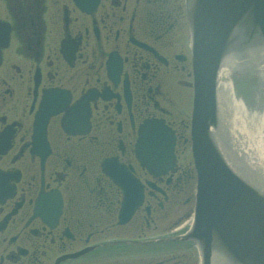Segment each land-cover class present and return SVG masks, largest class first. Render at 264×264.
<instances>
[{
	"label": "flooded vegetation",
	"instance_id": "flooded-vegetation-1",
	"mask_svg": "<svg viewBox=\"0 0 264 264\" xmlns=\"http://www.w3.org/2000/svg\"><path fill=\"white\" fill-rule=\"evenodd\" d=\"M192 94L183 0H0V264H199L174 238L194 205ZM148 119L176 136L156 176L134 155ZM120 186L143 195L130 217Z\"/></svg>",
	"mask_w": 264,
	"mask_h": 264
},
{
	"label": "water",
	"instance_id": "water-1",
	"mask_svg": "<svg viewBox=\"0 0 264 264\" xmlns=\"http://www.w3.org/2000/svg\"><path fill=\"white\" fill-rule=\"evenodd\" d=\"M193 56L191 151L196 170L193 224L201 264H264V187L227 156L218 71L264 56V0H185ZM173 130L162 119L139 125L140 164L153 175L174 166ZM264 169V168H263ZM129 206L131 202L128 200Z\"/></svg>",
	"mask_w": 264,
	"mask_h": 264
},
{
	"label": "bare ground",
	"instance_id": "bare-ground-1",
	"mask_svg": "<svg viewBox=\"0 0 264 264\" xmlns=\"http://www.w3.org/2000/svg\"><path fill=\"white\" fill-rule=\"evenodd\" d=\"M262 78L264 75L261 74ZM262 81L264 82L263 79ZM219 94L222 104L221 115L222 117L226 115L229 119L227 123L230 147L227 154L236 168L241 167L244 175L264 187L262 158L264 113L252 110L241 101L234 100L232 88L227 83L220 85ZM258 96L259 90H256L254 98L257 99Z\"/></svg>",
	"mask_w": 264,
	"mask_h": 264
},
{
	"label": "rangeland",
	"instance_id": "rangeland-1",
	"mask_svg": "<svg viewBox=\"0 0 264 264\" xmlns=\"http://www.w3.org/2000/svg\"><path fill=\"white\" fill-rule=\"evenodd\" d=\"M249 101L251 102V109L252 110H256V111H259V112H263L262 111V109H263V107H264V93L261 95V97H260V104H259V106H260V108L258 109V106H257V104H256V102H255V99H254V96L252 97V99H249ZM251 111V110H250ZM246 119H248V117L246 118ZM248 124V123H247ZM263 129H264V122H263ZM185 162H190L191 161V157H190V155H188V157H187V160H184ZM193 180H191V186H192V189H193ZM180 210L178 209L177 210V212H179Z\"/></svg>",
	"mask_w": 264,
	"mask_h": 264
}]
</instances>
